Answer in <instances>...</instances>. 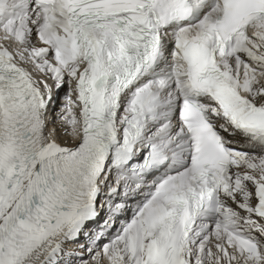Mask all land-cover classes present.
Instances as JSON below:
<instances>
[{"label":"snow or ice","instance_id":"6c2138e0","mask_svg":"<svg viewBox=\"0 0 264 264\" xmlns=\"http://www.w3.org/2000/svg\"><path fill=\"white\" fill-rule=\"evenodd\" d=\"M0 264H264V0H0Z\"/></svg>","mask_w":264,"mask_h":264}]
</instances>
